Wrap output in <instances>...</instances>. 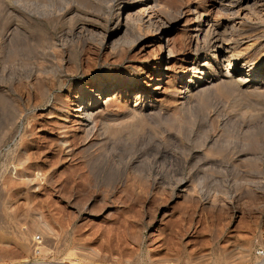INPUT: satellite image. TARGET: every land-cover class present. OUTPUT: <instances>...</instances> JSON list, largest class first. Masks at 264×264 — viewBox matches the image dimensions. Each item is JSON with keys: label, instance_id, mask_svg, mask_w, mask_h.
<instances>
[{"label": "rangeland", "instance_id": "obj_1", "mask_svg": "<svg viewBox=\"0 0 264 264\" xmlns=\"http://www.w3.org/2000/svg\"><path fill=\"white\" fill-rule=\"evenodd\" d=\"M136 1L0 0V264H264V0Z\"/></svg>", "mask_w": 264, "mask_h": 264}, {"label": "bare ground", "instance_id": "obj_2", "mask_svg": "<svg viewBox=\"0 0 264 264\" xmlns=\"http://www.w3.org/2000/svg\"><path fill=\"white\" fill-rule=\"evenodd\" d=\"M156 0H140V2L136 4V7L135 8H138L137 12L141 15H143L144 18L148 19V20H156V15H155V8L157 7V4L158 2L156 3L155 2ZM221 1V0H220ZM154 2L156 3V5H154ZM247 2V1H246ZM158 8V7H157ZM196 14V13H195ZM202 29V28H201ZM159 31V30H158ZM192 31V30H191ZM200 32L201 30H199L197 27L195 29H193V38H194V41L193 42H196L198 39V36L200 35ZM156 34H158L156 32ZM192 36V35H191ZM166 37L163 36L161 38L158 37L157 38V41H159V50L162 49L164 47V44L162 45V41L163 42L165 41V48L167 49V53L170 54V50H169V46H168V40L165 39ZM213 44V43H212ZM216 44V43H215ZM197 45V44H196ZM216 46V45H215ZM218 46V45H217ZM216 46V47H217ZM212 49V48H211ZM214 49V48H213ZM220 49V48H219ZM167 54V55H169ZM172 54V53H171ZM159 56H161V52L159 54ZM170 56V55H169ZM208 56V55H207ZM168 58V57H167ZM184 61V60H183ZM204 61V60H203ZM165 62V61H164ZM189 64V63H188ZM192 65V64H191ZM197 65V64H196ZM201 66H195V64H193L190 68L188 67L187 68V72L190 73L191 75H194L196 74L198 71L201 72L199 78H198V81L194 84L193 87L189 86V85H186V82L187 81H184V78L183 77H179L178 81H177V85L178 87H181L183 88L184 90V93L186 96H189V91H191L193 88H198L200 86H202L204 83L207 82V79H205L207 76H206V73H205V70H206V67H207V64L204 63V64H200ZM228 65V63H227ZM185 66V65H184ZM190 66V65H189ZM181 69V68H180ZM211 69V68H210ZM161 68H159V66L157 68H154L152 69L151 73H150V78L153 76L156 75V73L158 72H161ZM185 70V69H184ZM208 70V68H207ZM235 70V69H234ZM237 73V72H236ZM210 74V73H209ZM186 75V74H185ZM214 75V74H213ZM159 76V75H158ZM184 76V75H183ZM226 76V75H225ZM196 77V76H195ZM194 77V78H195ZM214 77V76H213ZM254 77V76H253ZM159 78H162V75H160L157 80H155V82L157 83L156 85H154L151 89L152 92H155L154 94H160L162 92V89H163V82L159 79ZM188 78V77H187ZM192 78V77H191ZM212 78V77H211ZM149 79V78H148ZM161 81V82H160ZM189 81V80H188ZM238 82V81H237ZM244 83H248L249 80H243ZM161 83V84H160ZM189 83V82H188ZM187 83V84H188ZM240 86V85H239ZM149 86H148V83L147 85L145 86V89H147ZM200 89V88H199ZM112 90V89H111ZM109 90L106 88L105 85H102L101 87L99 85H95L93 90L91 91L95 93V100H93L90 104H87V105H83L86 101V99L84 98V95H75V97L73 98L74 100V104L73 106L76 107L75 109V112L78 114V115H73V117H76V118H79L81 122L77 123L78 126H85L84 125V122H90V120H92V113L89 112L90 110H94L98 105H102L101 101L105 98L106 93L108 92ZM193 91V90H192ZM90 92V91H89ZM109 93V92H108ZM146 93V92H145ZM163 93V92H162ZM193 93V92H192ZM86 96V95H85ZM183 96V95H182ZM190 97V96H189ZM188 97V98H189ZM105 101V100H104ZM100 102V104H98ZM106 102V101H105ZM153 103V102H152ZM74 107V108H75ZM97 110V109H96ZM82 115V116H81ZM84 121V122H82ZM93 121V120H92Z\"/></svg>", "mask_w": 264, "mask_h": 264}]
</instances>
